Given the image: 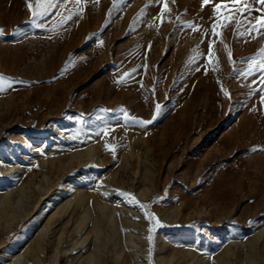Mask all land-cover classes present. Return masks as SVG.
Segmentation results:
<instances>
[{
	"label": "rangeland",
	"instance_id": "374dc122",
	"mask_svg": "<svg viewBox=\"0 0 264 264\" xmlns=\"http://www.w3.org/2000/svg\"><path fill=\"white\" fill-rule=\"evenodd\" d=\"M27 2L0 0V264H264V0Z\"/></svg>",
	"mask_w": 264,
	"mask_h": 264
},
{
	"label": "snow or ice",
	"instance_id": "6c2138e0",
	"mask_svg": "<svg viewBox=\"0 0 264 264\" xmlns=\"http://www.w3.org/2000/svg\"><path fill=\"white\" fill-rule=\"evenodd\" d=\"M204 3L207 4L209 3V0H204ZM232 3L233 4H241L242 3V0H232ZM26 4H27V7L30 11H32L33 9V4L30 3V2H27L26 0ZM36 6L39 7L41 6V0H36ZM54 6V5H53ZM167 7V5H165V8ZM221 7L220 4H217L216 5V8L219 9ZM247 5H244V10L246 11L247 10ZM35 15H37V13L35 11H32V16L34 17ZM68 19H71V16L68 17ZM231 19V17H229V20ZM257 24H260L261 27H264V15H261L260 17H258L257 21H256ZM253 30H255V25H253ZM0 33H2V30H0ZM261 69L264 70V63H261L260 65ZM264 99V98H262ZM156 109H157V115L159 114V110H160V105L157 104L156 105ZM153 119H155V116L153 117ZM152 121H141V123H151Z\"/></svg>",
	"mask_w": 264,
	"mask_h": 264
},
{
	"label": "bare ground",
	"instance_id": "6f19581e",
	"mask_svg": "<svg viewBox=\"0 0 264 264\" xmlns=\"http://www.w3.org/2000/svg\"><path fill=\"white\" fill-rule=\"evenodd\" d=\"M58 195H59L58 192L54 193L53 196L49 199V201L52 202L53 200H56V197H58ZM27 233H28V231L25 234H27ZM10 250L9 249H2V248H0V259L6 257V255L9 254V253H11L12 255H14V252L13 251L10 252Z\"/></svg>",
	"mask_w": 264,
	"mask_h": 264
}]
</instances>
